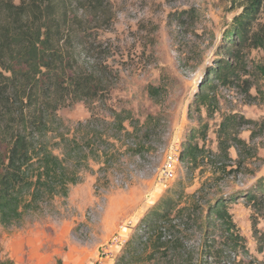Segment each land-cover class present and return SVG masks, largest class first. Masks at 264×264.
<instances>
[{
	"label": "rangeland",
	"instance_id": "obj_1",
	"mask_svg": "<svg viewBox=\"0 0 264 264\" xmlns=\"http://www.w3.org/2000/svg\"><path fill=\"white\" fill-rule=\"evenodd\" d=\"M108 2L111 21L98 32L97 45L105 52V63L113 75L109 79L112 92L105 101L107 107L98 101L92 106L93 112L104 117L111 107L116 111L128 110L140 121L147 115L156 116L160 121L147 143L150 148L137 153L130 138L117 137L116 156L107 165L89 161L87 168L80 171L79 182L70 187L67 198L41 205L13 227H0V260L9 258L13 264H98L103 253L110 252L102 264H117L127 241L149 212L162 199L184 189L185 195L196 194L193 199L202 207V217L207 206L216 200L230 202L228 213L243 241L235 248H224V262L264 264V210H253L248 202L251 195L264 196V0L243 49L246 63L242 73L228 85L218 84V107L210 116L202 111L200 122L207 128L205 147L216 151V131L223 118H244L247 123L239 130V138L249 147L245 153L247 166L243 170L237 168L238 155L231 149L225 173L216 175L211 166L204 165L190 181L180 162L174 166L169 181L161 180L162 169L167 157L180 151L191 129L199 126V121L188 118V106L206 70L221 59L233 63L220 50L227 43L226 32L243 13L247 2ZM150 85L164 87L163 104L150 100ZM58 115L73 130L91 112L84 103L77 102L61 108ZM98 129L115 136L109 126ZM253 219L257 220L256 238ZM211 223L219 226L213 217ZM189 227L188 232L180 235L179 252H172L163 262L149 261L144 253L141 261L208 264L202 259V230L196 225Z\"/></svg>",
	"mask_w": 264,
	"mask_h": 264
},
{
	"label": "trees",
	"instance_id": "obj_2",
	"mask_svg": "<svg viewBox=\"0 0 264 264\" xmlns=\"http://www.w3.org/2000/svg\"><path fill=\"white\" fill-rule=\"evenodd\" d=\"M261 1L246 0L220 50L233 63L221 59L208 68L188 106V118L199 121L179 151L178 160L189 181L204 165L211 166L216 175L225 173L231 149L238 155L237 168L247 166L249 147L239 138V130L247 123L244 118H223L216 131V151L205 147L207 128L200 122L202 111L210 116L218 107V84L228 85L242 73L246 63L243 49L251 38ZM110 15L108 0H0L1 228L19 224L56 198H67L89 161L107 165L116 156L117 137L130 138L137 153L150 148L147 143L160 121L156 116L147 115L140 121L128 110L111 107L105 118L93 112L98 101L107 107L105 101L112 92L109 79L113 75L105 63V52L97 45L98 32L111 21ZM165 93L164 87L147 88L148 97L157 105L164 103ZM77 102L89 107L91 115L72 130L58 111ZM102 125L109 126L115 136L99 130ZM195 195H185L182 189L159 201L127 241L117 264H146L141 261L144 253L149 261L167 260L172 252L181 250L180 235L191 229L189 225L199 226L203 232L204 263L234 264L221 259L224 248H235L243 241L228 213L230 202L216 200L202 217ZM249 197L253 210H264L263 195ZM212 217L219 226L212 225ZM182 226L186 227L181 230ZM252 231L256 238V219ZM0 264L13 262L3 258Z\"/></svg>",
	"mask_w": 264,
	"mask_h": 264
},
{
	"label": "built area",
	"instance_id": "obj_3",
	"mask_svg": "<svg viewBox=\"0 0 264 264\" xmlns=\"http://www.w3.org/2000/svg\"><path fill=\"white\" fill-rule=\"evenodd\" d=\"M179 151H174V153L170 154L167 157V160L165 162V165L162 169V173H161V180L163 181H169L173 178V169L174 166H176V164L179 163ZM110 255V252H104L102 257H101V261L98 264H102V260L103 259H108Z\"/></svg>",
	"mask_w": 264,
	"mask_h": 264
}]
</instances>
